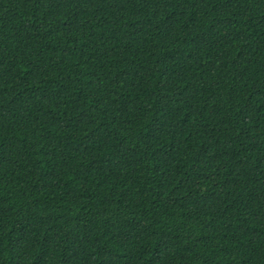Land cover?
Here are the masks:
<instances>
[{"label":"trees","instance_id":"16d2710c","mask_svg":"<svg viewBox=\"0 0 264 264\" xmlns=\"http://www.w3.org/2000/svg\"><path fill=\"white\" fill-rule=\"evenodd\" d=\"M0 264H264V0H0Z\"/></svg>","mask_w":264,"mask_h":264}]
</instances>
